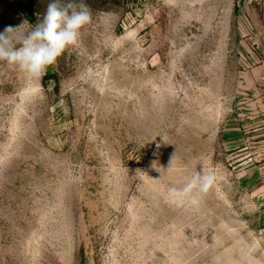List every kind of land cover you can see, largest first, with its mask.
<instances>
[{"label":"rangeland","instance_id":"1","mask_svg":"<svg viewBox=\"0 0 264 264\" xmlns=\"http://www.w3.org/2000/svg\"><path fill=\"white\" fill-rule=\"evenodd\" d=\"M85 2L39 79L0 62V264H264V0Z\"/></svg>","mask_w":264,"mask_h":264},{"label":"clouds","instance_id":"2","mask_svg":"<svg viewBox=\"0 0 264 264\" xmlns=\"http://www.w3.org/2000/svg\"><path fill=\"white\" fill-rule=\"evenodd\" d=\"M91 20L92 13L85 0H51L37 25L24 21L0 32V62L16 67L28 78L39 79L67 48L77 45L81 30ZM26 24L28 30L19 31ZM216 179L213 170L195 171L185 178L183 187H170L168 197L198 206Z\"/></svg>","mask_w":264,"mask_h":264}]
</instances>
